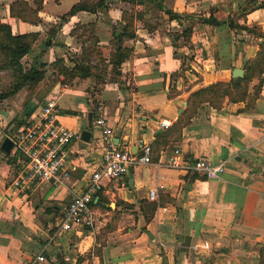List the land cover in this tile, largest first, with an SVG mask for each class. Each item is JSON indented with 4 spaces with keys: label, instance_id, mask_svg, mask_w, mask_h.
I'll return each mask as SVG.
<instances>
[{
    "label": "crops",
    "instance_id": "1",
    "mask_svg": "<svg viewBox=\"0 0 264 264\" xmlns=\"http://www.w3.org/2000/svg\"><path fill=\"white\" fill-rule=\"evenodd\" d=\"M77 1L44 0L39 23L12 16V0L0 2V22L9 23L13 33H39L33 51L22 59L24 65L30 67L37 58L46 63L45 78L35 88L24 87L4 100L11 118L8 128L0 129V264H264V79L256 98H226L220 108L202 102L179 130L174 128L192 92L228 80L243 56L246 60L256 53L255 41L237 40L227 25L202 20L211 12L222 19L225 8H237L243 0H163L166 7L193 15L186 21L192 27L188 43L182 36L173 38L183 27L152 1L106 0L107 15L77 12L52 31L55 41L45 47L50 30L57 28L54 24ZM124 10L142 16L136 18V37L125 42L133 51L121 66L120 81L97 88L95 76L65 82L52 63L57 57L68 66L74 62L60 43L81 52L89 41L76 44L71 31L77 24L93 22L108 61L113 27L107 16L120 19ZM255 14L264 19V8L247 16ZM258 83L256 77L249 83V94ZM51 98L59 105V120L81 134L91 130V140L80 138L69 146L74 168L68 178L22 193L11 185L15 168L2 142L30 122L39 102ZM100 102L113 129V143L136 153L150 144L152 162L105 181L95 198L93 226L53 237L68 203L102 163L105 141L95 124ZM163 121L169 125L163 127ZM177 148L181 164L168 165ZM198 158L223 162L225 168L220 176L208 178L189 168ZM155 188L153 199L150 192ZM39 255L46 259L38 261Z\"/></svg>",
    "mask_w": 264,
    "mask_h": 264
},
{
    "label": "trees",
    "instance_id": "2",
    "mask_svg": "<svg viewBox=\"0 0 264 264\" xmlns=\"http://www.w3.org/2000/svg\"><path fill=\"white\" fill-rule=\"evenodd\" d=\"M131 3H146L148 0H127ZM160 9H164L170 19H176L179 21L183 30L180 33L174 35V39L183 37L185 42H190L192 35V27H190L186 21L193 18L192 14L181 13L174 11L163 4V0H150ZM44 0H14L10 4V13L12 16L18 17L23 21L31 23H39L41 18L39 12L43 7ZM264 8V0H243L239 2L235 14L226 18H218L214 12H211L209 16L202 17V20L206 23L215 25H227L230 29H236L235 34L241 33L242 30H252L247 22H241L240 18H246L247 15L257 9ZM81 10L90 11L93 13L103 12L107 15L108 6L106 0H78L64 15L61 16V21L57 28L50 30L45 47H49L55 41V37L52 31L55 32L63 25L68 18ZM236 15V16H235ZM142 16V13L135 12L133 10H124L120 19H111L107 16L108 21L113 27V38L111 40V51L108 61H105L103 51L99 45V40L95 34V23L90 22L88 24H77L72 29L71 33L78 37L86 38L83 42L89 41V45H83L82 51L77 52L73 47L65 46L60 43L66 49L68 57L74 62V65L69 67L66 64V60L63 57H57L52 66L55 67L59 74H62L65 81H71L74 78H87L95 76L97 82L95 87L106 83L109 80H119L121 75V66L132 54V48L126 45L128 39L136 37V18ZM238 16V17H237ZM256 29V28H254ZM259 37H264V32L261 31L259 26ZM83 30V31H82ZM81 31V32H79ZM230 32V31H229ZM39 33L26 32V33H13L12 27L7 22H0V72L10 71L12 75V82L10 86L0 93V102L5 98L15 95L19 90L24 87L35 88L46 75V63L40 59L32 63L30 67H26L22 61L25 55L30 54L33 51L34 44L38 39ZM244 41V38L241 39ZM260 43V49L257 51V55L253 62H249L246 59V68L244 76H231L228 80H219L209 85L203 86L191 93L188 99V106L175 123L174 128L179 130L189 117L190 114L196 111L197 106L202 102H210L213 106L220 108L226 98L231 101H242L247 98L254 99L260 92L261 85L264 79V43ZM97 60V63L93 62V59ZM100 63V64H99ZM113 74H109L110 71ZM259 79L258 85L255 86V92L253 95L249 94V83L254 78ZM250 102V101H249ZM179 125L176 126V124ZM14 123L16 127L19 125V120L15 119ZM5 152L4 150H2ZM13 231V230H12ZM14 232V231H13ZM60 264H69L68 262H61Z\"/></svg>",
    "mask_w": 264,
    "mask_h": 264
},
{
    "label": "built area",
    "instance_id": "3",
    "mask_svg": "<svg viewBox=\"0 0 264 264\" xmlns=\"http://www.w3.org/2000/svg\"><path fill=\"white\" fill-rule=\"evenodd\" d=\"M60 108L57 100L48 99L39 105L30 122L10 136L13 147L8 152L9 160L15 168L11 185L22 193L33 186L51 180L61 182L68 178L74 164L68 158V148L81 138V132L73 130L59 120ZM96 126L103 132L104 150L102 163L91 173L83 191L74 195L65 208L60 222L54 231L57 237L75 227H91L95 223V198L104 188L106 180L117 179L133 166L152 162V146L144 144L143 153L131 149L118 148L112 141L113 129L105 117L102 102L97 105ZM163 127L169 122L163 121ZM182 151L175 149L168 158V165H180ZM190 169L208 178L218 177L223 172L224 163L212 164L207 158H198ZM157 188L150 192L156 198ZM46 258L39 255L37 260Z\"/></svg>",
    "mask_w": 264,
    "mask_h": 264
},
{
    "label": "rangeland",
    "instance_id": "4",
    "mask_svg": "<svg viewBox=\"0 0 264 264\" xmlns=\"http://www.w3.org/2000/svg\"><path fill=\"white\" fill-rule=\"evenodd\" d=\"M1 1H3V0H0V2ZM12 1H14V0H12ZM234 10H236V7H227V8H225L223 11H222V14H225L224 15V18H226V17H228V16H232L233 14H235V11ZM252 12V11H251ZM66 13V12H65ZM64 13V14H65ZM63 14V15H64ZM250 14V13H249ZM62 16V15H61ZM61 16H60V18L57 20V23H55L54 24V26L56 25V27H57V25L60 23V21H61ZM236 16V15H235ZM233 17V16H232ZM238 17V16H237ZM240 20L242 21V22H247V24L250 26V27H252V30H242V31H240L241 33H236L235 35H236V37H237V40H241V39H243L244 38V40L246 39V38H248V40H253V41H255L256 43H258V49H257V51L260 49V43L259 42H263L264 43V37H259L258 36V34H259V31H260V29H259V26L261 27V31H263L264 32V23H262V22H264V19L263 18H260V16H258L257 14H255V15H252V16H250V17H246V18H240ZM249 20V21H248ZM254 28H256V29H254ZM233 31H236V29L234 30V29H232ZM83 31V30H82ZM79 32H81V31H79ZM246 35V36H245ZM76 38H75V42H76V44H78V45H81V41H84V39L86 38V35L83 37V38H81V37H78V36H75ZM88 44H90V42H88ZM74 48V47H73ZM75 49V48H74ZM76 50V49H75ZM102 51H103V55H104V53H105V51H107L106 49H105V51L102 49ZM252 51V50H251ZM257 51H256V53H257ZM240 52H238V54H239ZM255 53V51H253V53L251 52V54H250V56H249V62H253V60H255V58H256V54ZM240 57V56H239ZM109 58V57H108ZM238 58V57H237ZM95 59V58H94ZM93 59V60H94ZM96 60V59H95ZM97 63V62H96ZM188 63H189V61H188ZM187 63V64H188ZM100 64V63H99ZM246 62H244V64H243V62L241 61V64H239V66L240 67H243L244 68V70H245V68H246ZM69 67H71V66H69ZM108 73L109 74H113L112 72H111V70L110 71H108ZM8 75V76H7ZM57 76V75H56ZM9 78H12V75L11 74H0V93L2 92V91H4V90H6L9 86H10V84H11V82H12V80H10L9 81ZM65 78V77H64ZM64 78H63V80H64ZM94 80H95V84H96V82H97V80H96V78H94ZM9 81V82H8ZM65 81V80H64ZM65 82H67V81H65ZM10 83V84H9ZM13 96V95H12ZM9 97H11V96H9ZM9 97H7V98H5L4 100H6V99H8ZM4 100L3 101H1L0 102V129H4V128H8V120L11 118L10 116V113L9 112H7V108H5V106H9L8 104H7V102L5 101L4 102ZM39 104H42V102H39ZM38 104V105H39ZM4 105V107H2ZM177 125H179V122H178V124H176V126Z\"/></svg>",
    "mask_w": 264,
    "mask_h": 264
},
{
    "label": "water",
    "instance_id": "5",
    "mask_svg": "<svg viewBox=\"0 0 264 264\" xmlns=\"http://www.w3.org/2000/svg\"><path fill=\"white\" fill-rule=\"evenodd\" d=\"M242 62L244 64L245 62V57L243 56L242 58ZM245 74V70L243 67H235L233 70H232V75L233 76H244ZM186 105H187V102H186ZM183 107L180 108L179 112L181 113L183 111ZM91 136H92V132L91 130H88V129H84L82 131V134H81V138L82 140L88 142L91 140ZM117 139V143H122L123 140H120L118 137H116ZM13 147V140L10 136H5L3 142H2V149L6 152H9Z\"/></svg>",
    "mask_w": 264,
    "mask_h": 264
},
{
    "label": "bare ground",
    "instance_id": "6",
    "mask_svg": "<svg viewBox=\"0 0 264 264\" xmlns=\"http://www.w3.org/2000/svg\"><path fill=\"white\" fill-rule=\"evenodd\" d=\"M73 17V16H72ZM23 30V29H22Z\"/></svg>",
    "mask_w": 264,
    "mask_h": 264
}]
</instances>
